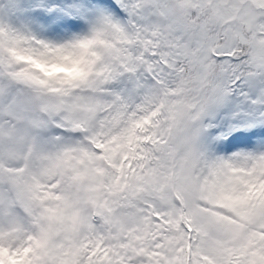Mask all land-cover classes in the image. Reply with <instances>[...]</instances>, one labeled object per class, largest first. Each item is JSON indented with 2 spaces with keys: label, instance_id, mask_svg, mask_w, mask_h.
<instances>
[{
  "label": "snow or ice",
  "instance_id": "1",
  "mask_svg": "<svg viewBox=\"0 0 264 264\" xmlns=\"http://www.w3.org/2000/svg\"><path fill=\"white\" fill-rule=\"evenodd\" d=\"M0 264H264V0H0Z\"/></svg>",
  "mask_w": 264,
  "mask_h": 264
}]
</instances>
